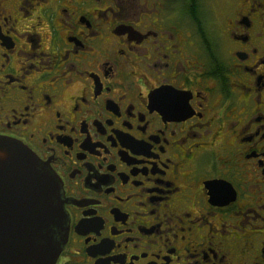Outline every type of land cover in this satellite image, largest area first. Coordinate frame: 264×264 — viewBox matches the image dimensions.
<instances>
[{"label":"flooded vegetation","instance_id":"flooded-vegetation-1","mask_svg":"<svg viewBox=\"0 0 264 264\" xmlns=\"http://www.w3.org/2000/svg\"><path fill=\"white\" fill-rule=\"evenodd\" d=\"M0 136L61 184L54 264H264V0H0Z\"/></svg>","mask_w":264,"mask_h":264},{"label":"water","instance_id":"water-1","mask_svg":"<svg viewBox=\"0 0 264 264\" xmlns=\"http://www.w3.org/2000/svg\"><path fill=\"white\" fill-rule=\"evenodd\" d=\"M61 184L22 142L0 136V264H54L68 236Z\"/></svg>","mask_w":264,"mask_h":264},{"label":"rangeland","instance_id":"rangeland-1","mask_svg":"<svg viewBox=\"0 0 264 264\" xmlns=\"http://www.w3.org/2000/svg\"><path fill=\"white\" fill-rule=\"evenodd\" d=\"M212 4H214L215 6L220 3H222L224 0H210Z\"/></svg>","mask_w":264,"mask_h":264}]
</instances>
